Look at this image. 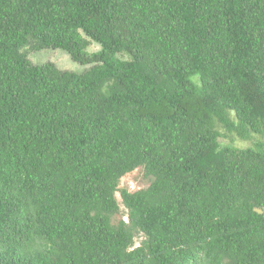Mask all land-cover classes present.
<instances>
[{
	"label": "trees",
	"instance_id": "1",
	"mask_svg": "<svg viewBox=\"0 0 264 264\" xmlns=\"http://www.w3.org/2000/svg\"><path fill=\"white\" fill-rule=\"evenodd\" d=\"M0 264H264V0H0Z\"/></svg>",
	"mask_w": 264,
	"mask_h": 264
},
{
	"label": "rangeland",
	"instance_id": "2",
	"mask_svg": "<svg viewBox=\"0 0 264 264\" xmlns=\"http://www.w3.org/2000/svg\"><path fill=\"white\" fill-rule=\"evenodd\" d=\"M98 45H92L90 46V51H96L98 50ZM32 53V52H31ZM30 53V55H31ZM41 53H44L45 55H39L37 56V62L44 63L47 61H52L55 63L60 69H71L74 72H83L85 71L86 67L76 61H74L69 54L64 52L63 50H45ZM36 61V59H34ZM224 140V139H222ZM235 144L239 147H249L252 144V141H242L240 139H236ZM149 181L144 177V170L143 168H138L134 170L133 172L127 174L124 176L120 182V188H126L129 189V191H137L143 188L148 187ZM117 199L121 204L122 214L117 216V219L123 218V220L128 221V215L125 213V209L122 205V198L120 193H117ZM141 237L136 239V246H139L141 243Z\"/></svg>",
	"mask_w": 264,
	"mask_h": 264
}]
</instances>
